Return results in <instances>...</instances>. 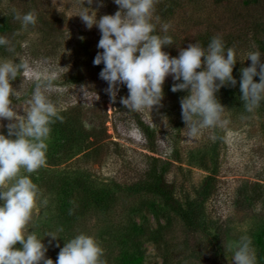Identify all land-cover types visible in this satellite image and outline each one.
<instances>
[{
    "label": "rangeland",
    "instance_id": "rangeland-1",
    "mask_svg": "<svg viewBox=\"0 0 264 264\" xmlns=\"http://www.w3.org/2000/svg\"><path fill=\"white\" fill-rule=\"evenodd\" d=\"M82 4L97 9V19L118 10L113 0H103V6H98L96 0L91 5L87 0H0V35L7 36L14 45V52L0 47V57L27 59L33 69L11 81L17 90L12 97L17 114L27 112V100L35 84L51 80L55 87L46 94L57 104L60 114L64 118L75 114L85 133L93 130L90 138L67 143L60 127L63 122L57 120V131L48 140L46 164L30 174L42 190V198L48 200L46 206L34 210V221L28 225L48 247L45 258L55 264L65 242L83 232L98 240L107 264H211L213 241L223 247L222 264H233L228 242L248 235L257 264H264L260 242V237L264 240V102L255 112L247 113L241 93L232 97L226 92L231 85L221 87L216 95L227 109L229 123L214 130L203 129L193 138L187 137L181 115L180 98L187 92H172L171 76L163 84L161 104L151 111L126 109L120 103V97L128 95L123 85L116 102H111L105 91L107 82L79 58L77 44L82 41H89L94 52L102 51L97 49L99 29H88L77 16ZM28 9L37 16L45 13L58 30L42 31L40 17L35 26L22 29L14 19V11ZM249 12L253 7H246L242 0H182L181 8L159 21V33L163 34L162 24L169 23L168 34L176 41L162 50L177 56L179 48L195 42L197 34L209 24L218 27L231 17ZM261 19L264 21V16ZM2 25L7 31L1 30ZM231 25L224 32L234 30V35L244 38L241 31L246 27L236 25L233 29ZM250 36L247 31L246 42L236 47L239 68L250 66L247 52L254 46L259 48ZM239 68L233 69L238 88ZM75 77L78 83L71 82ZM254 80L259 82V77ZM9 123L0 120V132L7 135ZM138 123L154 130L153 145L147 144ZM74 141L75 147L84 149L75 152L78 149L73 148ZM161 171L175 199L197 214L198 228L187 227L148 190ZM73 181L77 186L72 195L64 187ZM81 187L87 188L86 194L100 195L102 201L84 203L87 195ZM66 199L68 204L81 208L70 226H63L59 218ZM60 227L62 232L57 231ZM49 232L58 237L51 245V237L46 236ZM15 247H20L19 242Z\"/></svg>",
    "mask_w": 264,
    "mask_h": 264
},
{
    "label": "clouds",
    "instance_id": "clouds-1",
    "mask_svg": "<svg viewBox=\"0 0 264 264\" xmlns=\"http://www.w3.org/2000/svg\"><path fill=\"white\" fill-rule=\"evenodd\" d=\"M103 6V0H96ZM118 5L114 14L97 19V9L80 6L77 16L88 29L96 26L100 33L93 64L104 67L99 77L107 82L105 89L110 101L115 103L121 85L128 95L120 97V103L130 111L152 110L159 106L164 96L163 84L171 76L172 92L186 91L180 98L181 115L189 138L201 134L203 129H216L229 123L224 105L217 93L226 85L235 87L237 80L233 68L237 63L236 48L226 47L221 36H214L204 46L199 41L179 48L177 56L162 49L173 45L168 34L171 25L161 26L155 15L157 0H113ZM91 5L93 0H87ZM14 19L22 29L37 24L35 11H14ZM0 47L14 52L12 41L0 35ZM264 54L257 46L247 52L248 67L240 69L239 90L245 112L253 113L264 102ZM259 69V70H258ZM27 60L0 57V120L11 121L7 135L0 132V264H54L45 258L48 247L37 231L29 230L34 221V210L46 206L42 190L33 182L31 175L45 166L51 125L64 117L57 104L46 94L55 87L51 80L38 81L27 100L24 115H18L12 97L17 90L11 81L22 73L32 72ZM259 77V82L254 77ZM246 118V117H243ZM3 127V125H0ZM215 138V137H213ZM57 231L62 232L60 227ZM48 244L58 237L54 232ZM19 242L20 247H15ZM59 247V244L56 245ZM233 264H257V254L251 237L242 235L228 242ZM55 264H107L104 249L98 240L87 233H79L60 248Z\"/></svg>",
    "mask_w": 264,
    "mask_h": 264
},
{
    "label": "trees",
    "instance_id": "trees-1",
    "mask_svg": "<svg viewBox=\"0 0 264 264\" xmlns=\"http://www.w3.org/2000/svg\"><path fill=\"white\" fill-rule=\"evenodd\" d=\"M217 1L221 2V1H228V0H217ZM242 3L246 7H253V12H249L247 14H240L238 17L239 19L236 17L229 18V21H232V23H234L233 26L230 23L227 24V22H229L228 20H227V22H225L223 24L221 23V25L218 27L217 26L215 27V26L209 24L207 26V28L203 30L202 33L197 34V36L195 37V40L199 41L202 45L206 46L212 37L221 36L223 38V40L225 41L226 47H233L234 46L236 48L238 45H243L246 42L245 41L246 33H247V31H249L251 34V36H250L251 42L258 45L259 48L264 51V39L261 38V36H264V21H263V19H261V17L264 16V0H242ZM181 6H182V0H157V2L155 4V15L159 16L160 19L162 17H169V16L173 15L177 11L178 8H181ZM28 11H33V10L28 9ZM258 11L261 12V15H259ZM37 17H40L39 22H40V25L42 27V31L45 32L48 30H58L56 28L55 23H53L52 21L47 20L45 18V13L39 12ZM159 25L160 24L158 22L157 28H156L158 33H159V29H158ZM227 25H231V27L233 29H234V26L237 27L236 25L245 26L247 29L245 28V31L244 30L241 31L244 38H242V37L240 38V36H238L237 34L234 35L233 34L234 30H232V32H224V28ZM212 28H214L216 30L213 31ZM1 30L7 31L6 26L2 25ZM174 38L175 37H173V45L176 43ZM77 48L79 49V58H80V61L82 62V64L86 68L89 67V68L93 69L94 71L100 73V71L102 70L104 65L101 64V65L97 66V65L93 64V60H94V57L97 54V52L93 51L94 49H93V46L91 45V43L89 41H82V42L77 44ZM236 51H237V49H236ZM236 68H239L238 60H237V63L235 64L233 69L235 70ZM240 69L241 68H239V70ZM71 82L72 83H78V79L75 77V79H73ZM226 92L230 93L232 95V97H234L240 91H239L238 86L236 85L235 87H233V86L227 87ZM62 122L63 123L61 124L60 127L62 129L61 131H63L64 140H66L67 143L70 142L72 139L85 138V140H86L87 137L90 138L91 135L93 136V130L90 131L89 133L84 132L80 118H78V116L75 114L70 115V116H66ZM137 126H138L139 130L142 132L147 144L153 145L154 130L151 127L144 125L142 123H138ZM51 129H52L51 133L56 132L57 131L56 130L57 129L56 124L51 125ZM84 133L86 135H84ZM75 142L76 141L73 142V146L74 145L77 146V143H75ZM89 144H91V143H89ZM75 146L73 148H77ZM79 146H81V143ZM77 149L78 150L75 152L78 153V152H80V150H82L84 148H82V149L77 148ZM73 155H75V154H73ZM74 181H76V180H74ZM75 186H77L75 184V182L72 184L69 182V183L65 184L64 188H66L67 191H69V193L71 192L73 195V192L76 190ZM147 188L151 193H153L154 195H156L157 197H159L161 199V201L165 207H167L171 212L178 215L187 227H189V228H198L199 227V224L197 221V214L193 210L191 211V210L185 208L183 205H181V203L177 199H175L172 186L167 184L164 181L163 171H161V173L157 177V179L152 181ZM81 190H84V192L86 194V192H87L86 187H81ZM66 193L68 194V192H66ZM76 194H79V191H77ZM86 195H87V197H86V199H84L85 200L84 203L90 202L91 200L95 201L97 203H99V201H102L100 198L101 197L100 195L97 196L96 194H93V193H87ZM63 205H64L63 207H65V203ZM96 205L98 207H100L101 209L104 206V205H100V204L99 205L96 204ZM80 206H82V205H80ZM104 208H106V207L104 206ZM78 214H81V208L79 210L76 208L75 205L73 206L72 203L68 204V201L66 199V208L60 209L59 218H62L61 222H62L63 226L64 225L70 226L76 220V217ZM260 242L262 244L263 252H264V240L261 237H260ZM212 246H213V257L211 260V264H222V259H223V247H222V245L220 243H218L217 241H213Z\"/></svg>",
    "mask_w": 264,
    "mask_h": 264
}]
</instances>
